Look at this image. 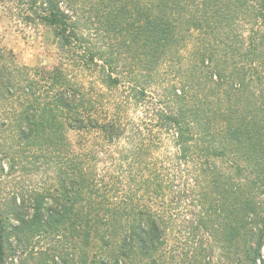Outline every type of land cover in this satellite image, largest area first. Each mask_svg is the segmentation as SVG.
<instances>
[{
	"label": "trees",
	"instance_id": "16d2710c",
	"mask_svg": "<svg viewBox=\"0 0 264 264\" xmlns=\"http://www.w3.org/2000/svg\"><path fill=\"white\" fill-rule=\"evenodd\" d=\"M60 52L0 45V264H264V0H32Z\"/></svg>",
	"mask_w": 264,
	"mask_h": 264
},
{
	"label": "rangeland",
	"instance_id": "374dc122",
	"mask_svg": "<svg viewBox=\"0 0 264 264\" xmlns=\"http://www.w3.org/2000/svg\"><path fill=\"white\" fill-rule=\"evenodd\" d=\"M0 45L20 64L54 66L60 60L53 32L35 14L32 0H0Z\"/></svg>",
	"mask_w": 264,
	"mask_h": 264
}]
</instances>
